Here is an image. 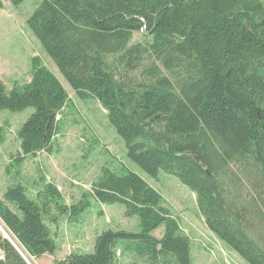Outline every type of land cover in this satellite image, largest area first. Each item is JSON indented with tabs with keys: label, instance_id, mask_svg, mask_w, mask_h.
I'll return each instance as SVG.
<instances>
[{
	"label": "trees",
	"instance_id": "16d2710c",
	"mask_svg": "<svg viewBox=\"0 0 264 264\" xmlns=\"http://www.w3.org/2000/svg\"><path fill=\"white\" fill-rule=\"evenodd\" d=\"M28 25L78 96L108 110L128 157L152 177L163 169L187 184L209 228L250 264H264V232L250 212L264 215V207L257 197L244 204L239 174L253 166L264 190V0H42ZM136 31L146 38L133 42ZM69 100L39 55L29 81L9 87L0 78V109L34 107L18 130L15 163L59 148L58 115ZM91 196L124 204L141 229L106 228L92 252L71 251L60 264H119L120 241L150 260L172 254L177 264H193L191 239L161 192L136 171L107 165L71 205L53 183L36 198L21 182L10 185L0 197V223L11 238L0 229V264H30L20 249L53 254L49 207L76 220Z\"/></svg>",
	"mask_w": 264,
	"mask_h": 264
},
{
	"label": "rangeland",
	"instance_id": "374dc122",
	"mask_svg": "<svg viewBox=\"0 0 264 264\" xmlns=\"http://www.w3.org/2000/svg\"><path fill=\"white\" fill-rule=\"evenodd\" d=\"M2 1L0 78L9 87L15 82L29 81L32 77V57L39 55L61 79L70 100L58 115L61 122L56 148H59L51 153L40 150L35 155H29L21 164L14 160L21 150L18 130L34 107L28 106L20 111L0 109V197L17 182L26 186L32 198L44 190L46 183H53L61 190L63 203L71 205L80 200L83 193L92 190L105 165L119 173L124 172L125 166L139 173L161 192L164 204L178 217L182 230L191 239L193 264H250L209 228L193 189L163 169L157 178L143 170L128 157L125 140L111 124L108 110L102 103L94 97L78 96L28 25V18L42 0ZM145 38L143 31H136L132 41ZM247 167L245 171H239L245 181L242 183V201L249 205L252 198L257 197L264 207L261 201L264 200V190L254 184L261 178L259 172L253 166ZM246 174L254 177L253 180H248ZM91 202L76 220L71 219L67 211L57 210L58 206L51 204L49 210L54 219L47 218L46 222L57 249L53 254L47 252L38 257L26 254L32 264H60L58 261L71 251L92 252L96 237L106 228L141 229L139 216L126 215L124 204L101 202L93 196ZM250 212L254 226L264 232V215L255 208H251ZM164 230L165 223H162L153 233L161 236ZM257 232L254 229L256 237L259 236ZM121 242L118 244L119 264H130L133 260L139 264H177L172 254L160 256L156 261L150 260L146 255L126 248Z\"/></svg>",
	"mask_w": 264,
	"mask_h": 264
},
{
	"label": "bare ground",
	"instance_id": "6f19581e",
	"mask_svg": "<svg viewBox=\"0 0 264 264\" xmlns=\"http://www.w3.org/2000/svg\"><path fill=\"white\" fill-rule=\"evenodd\" d=\"M0 229L2 230V232L6 235V236H8L9 238H10V236H9V234L4 230V228L0 225ZM11 239V238H10ZM0 256H1V254H0Z\"/></svg>",
	"mask_w": 264,
	"mask_h": 264
},
{
	"label": "water",
	"instance_id": "95a60500",
	"mask_svg": "<svg viewBox=\"0 0 264 264\" xmlns=\"http://www.w3.org/2000/svg\"><path fill=\"white\" fill-rule=\"evenodd\" d=\"M20 249V248H19ZM20 251L24 254V256H25V258L27 259V261L30 263V264H32V262L30 261V259L29 258H27V256H26V254L20 249Z\"/></svg>",
	"mask_w": 264,
	"mask_h": 264
}]
</instances>
